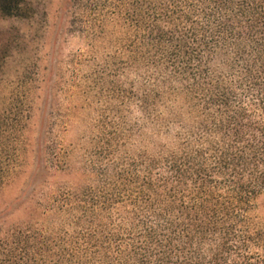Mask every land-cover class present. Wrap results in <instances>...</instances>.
<instances>
[{
  "label": "trees",
  "instance_id": "obj_1",
  "mask_svg": "<svg viewBox=\"0 0 264 264\" xmlns=\"http://www.w3.org/2000/svg\"><path fill=\"white\" fill-rule=\"evenodd\" d=\"M72 7L137 88L139 142L82 162L4 234L0 264H264V0ZM26 9L0 0L6 17ZM57 161L48 174L71 173Z\"/></svg>",
  "mask_w": 264,
  "mask_h": 264
},
{
  "label": "rangeland",
  "instance_id": "obj_2",
  "mask_svg": "<svg viewBox=\"0 0 264 264\" xmlns=\"http://www.w3.org/2000/svg\"><path fill=\"white\" fill-rule=\"evenodd\" d=\"M74 3L26 0L25 16L0 13V239L96 152L139 142L126 138L143 122L137 88L97 54ZM146 132L155 143V126ZM56 155L71 173L48 174Z\"/></svg>",
  "mask_w": 264,
  "mask_h": 264
}]
</instances>
